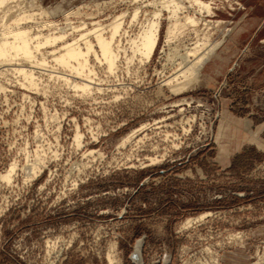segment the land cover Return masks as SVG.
<instances>
[{"label": "rangeland", "instance_id": "374dc122", "mask_svg": "<svg viewBox=\"0 0 264 264\" xmlns=\"http://www.w3.org/2000/svg\"><path fill=\"white\" fill-rule=\"evenodd\" d=\"M126 1L37 0L89 27ZM211 2L210 40L229 30L181 94L161 83L194 36L166 45L167 20L149 60L123 40L114 72L94 62L89 92L54 62L33 86L0 66V264H264V0Z\"/></svg>", "mask_w": 264, "mask_h": 264}, {"label": "bare ground", "instance_id": "6f19581e", "mask_svg": "<svg viewBox=\"0 0 264 264\" xmlns=\"http://www.w3.org/2000/svg\"><path fill=\"white\" fill-rule=\"evenodd\" d=\"M126 2L131 5L130 11L128 8L118 14L115 13L106 19L105 23L101 20L93 21L89 27L90 23L84 20L76 25L70 21V15L82 14L80 8L66 13L63 19L65 25L59 26L60 23L51 20L50 12L37 0H0V66H6L9 69L6 71L20 74L23 83L33 86L37 84L34 68L46 67L54 62L50 68L57 71H51L54 72V74L49 73L51 77L61 79L65 84L82 92H89L93 88L92 80L96 74L93 68L94 62L104 65L107 71L114 72L121 52L126 51L125 44H128L127 49L131 52L130 56L125 54L126 60L134 54L139 55L141 61L149 60L158 44L161 22L167 20L164 40L166 45L170 46L173 40L178 39L180 33L186 32L185 30H190L188 33L194 36L183 52L171 53V56H178V67L161 83L172 94H181L195 83L201 68L215 53L229 28L224 30L223 36L221 35L223 38L221 37L220 40H210L209 29L212 26L209 20L203 18V14L213 12L211 0H127ZM95 4L99 7L100 3ZM147 6L153 8L150 14H147L145 9ZM201 22L204 25L203 28L200 27L202 29L199 28ZM135 24L140 26L133 34L129 29L131 30L130 27ZM68 35L71 40L67 39ZM47 47L50 50H47ZM186 120L188 121L187 118ZM144 126L145 124L141 127ZM133 133L134 131H131L124 136L119 145L130 141ZM3 177L8 178L9 174L6 173ZM207 213L197 215V218H187L184 220V225L191 224V221L202 218ZM133 256L138 258L137 253ZM259 256L262 257L260 254ZM112 260V256L109 255V262H113Z\"/></svg>", "mask_w": 264, "mask_h": 264}]
</instances>
